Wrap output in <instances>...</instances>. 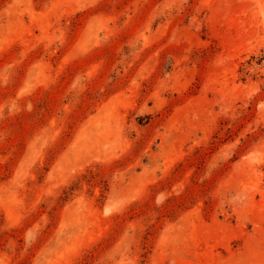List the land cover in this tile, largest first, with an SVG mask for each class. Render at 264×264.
Masks as SVG:
<instances>
[{
	"label": "rangeland",
	"instance_id": "rangeland-1",
	"mask_svg": "<svg viewBox=\"0 0 264 264\" xmlns=\"http://www.w3.org/2000/svg\"><path fill=\"white\" fill-rule=\"evenodd\" d=\"M0 264H264V0H0Z\"/></svg>",
	"mask_w": 264,
	"mask_h": 264
}]
</instances>
